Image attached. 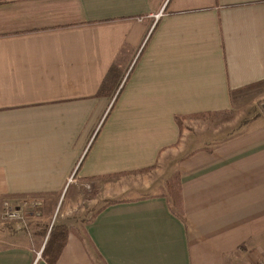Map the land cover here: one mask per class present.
Returning <instances> with one entry per match:
<instances>
[{
	"label": "crops",
	"instance_id": "crops-1",
	"mask_svg": "<svg viewBox=\"0 0 264 264\" xmlns=\"http://www.w3.org/2000/svg\"><path fill=\"white\" fill-rule=\"evenodd\" d=\"M262 80L264 0H0V264H49L40 228L2 222L5 200H41L47 222L74 171L161 156L178 209L166 194L107 204L73 224L56 264L259 263L264 118L194 147L180 120L227 111Z\"/></svg>",
	"mask_w": 264,
	"mask_h": 264
},
{
	"label": "rangeland",
	"instance_id": "rangeland-1",
	"mask_svg": "<svg viewBox=\"0 0 264 264\" xmlns=\"http://www.w3.org/2000/svg\"><path fill=\"white\" fill-rule=\"evenodd\" d=\"M260 117L264 118V85L244 89L234 97L232 108L227 111L193 115L181 119L182 139L180 145L188 147L191 142V146L194 147L229 139L245 132L250 123ZM102 120L104 119H100L93 134L98 132ZM172 153L170 154L172 155ZM169 166L166 163V158L161 156L156 165L152 167L88 181L77 179L74 171L73 178L70 180L71 190L62 195L57 211L50 221L42 220L43 204L37 209L30 205L25 207L28 213L36 212L33 217L30 216V230L34 231L38 227L40 228L39 232L48 238L54 223H67L74 226L75 222H79L82 217L92 218L97 210L107 204L156 194H166L172 206L178 209L174 200L176 197L174 189H177V185L173 188V193L168 187L171 179L174 178L167 170ZM72 191L76 193L75 200L71 202L73 211L64 215L65 210L69 207ZM33 200L35 199H31L30 202L32 203ZM1 220L4 224H14L4 221L2 217ZM74 227L76 228V226ZM19 229L23 230L22 227ZM46 230H48L47 235H45Z\"/></svg>",
	"mask_w": 264,
	"mask_h": 264
},
{
	"label": "trees",
	"instance_id": "trees-1",
	"mask_svg": "<svg viewBox=\"0 0 264 264\" xmlns=\"http://www.w3.org/2000/svg\"><path fill=\"white\" fill-rule=\"evenodd\" d=\"M261 85H264V80L257 82L255 84L249 85V86L241 89L238 93L242 92L244 89L245 90L246 89H252V88H255L256 86L258 87ZM180 125H181V122H180ZM171 180L172 181H170L168 187H169V189L172 190L171 192L173 193V188L177 185V189H174V190H176V195H175L176 197L174 200L176 201V206H178L179 205L178 201H177L178 200L177 193L179 191L178 177L174 176V178ZM100 209L97 210L94 215H96L100 211ZM88 220H89L88 218H84V219H81V222L86 223ZM74 230H76V228L74 226L68 225L67 223H65V224L54 223L53 224L52 229L49 232L47 241H46L44 248H43V251H42V256L47 260V262L49 264H56L57 263L60 255H61V253H62V251H63V249L67 243L68 236H69L70 232L74 231ZM47 231L48 230H46L45 235H47Z\"/></svg>",
	"mask_w": 264,
	"mask_h": 264
},
{
	"label": "built area",
	"instance_id": "built-area-1",
	"mask_svg": "<svg viewBox=\"0 0 264 264\" xmlns=\"http://www.w3.org/2000/svg\"><path fill=\"white\" fill-rule=\"evenodd\" d=\"M73 176L70 178V180ZM42 202L39 199L33 200L31 203L30 200L24 201L22 204L18 205L11 200H5L3 203V214L2 218L4 221H9L13 223H18L24 230L30 231V216H34V213H28L25 209L27 205L32 206V208H39ZM39 253L38 257H41ZM257 264H264V258Z\"/></svg>",
	"mask_w": 264,
	"mask_h": 264
}]
</instances>
